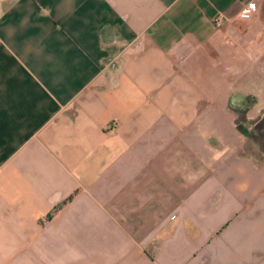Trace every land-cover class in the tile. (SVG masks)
I'll list each match as a JSON object with an SVG mask.
<instances>
[{"label": "crops", "instance_id": "1", "mask_svg": "<svg viewBox=\"0 0 264 264\" xmlns=\"http://www.w3.org/2000/svg\"><path fill=\"white\" fill-rule=\"evenodd\" d=\"M0 264H264V0H0Z\"/></svg>", "mask_w": 264, "mask_h": 264}, {"label": "built area", "instance_id": "2", "mask_svg": "<svg viewBox=\"0 0 264 264\" xmlns=\"http://www.w3.org/2000/svg\"><path fill=\"white\" fill-rule=\"evenodd\" d=\"M256 13V5L253 2L248 3L245 7H243L239 13L240 18L248 19L252 17ZM216 26L222 25V18L218 17L214 21Z\"/></svg>", "mask_w": 264, "mask_h": 264}, {"label": "rangeland", "instance_id": "3", "mask_svg": "<svg viewBox=\"0 0 264 264\" xmlns=\"http://www.w3.org/2000/svg\"><path fill=\"white\" fill-rule=\"evenodd\" d=\"M262 123V122H261Z\"/></svg>", "mask_w": 264, "mask_h": 264}]
</instances>
